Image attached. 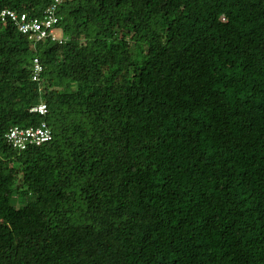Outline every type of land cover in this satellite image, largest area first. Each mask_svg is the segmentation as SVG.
Returning a JSON list of instances; mask_svg holds the SVG:
<instances>
[{
	"label": "trees",
	"instance_id": "trees-1",
	"mask_svg": "<svg viewBox=\"0 0 264 264\" xmlns=\"http://www.w3.org/2000/svg\"><path fill=\"white\" fill-rule=\"evenodd\" d=\"M56 15L61 44L0 21V264H264V0ZM42 122L50 143L10 147Z\"/></svg>",
	"mask_w": 264,
	"mask_h": 264
},
{
	"label": "built area",
	"instance_id": "built-area-1",
	"mask_svg": "<svg viewBox=\"0 0 264 264\" xmlns=\"http://www.w3.org/2000/svg\"><path fill=\"white\" fill-rule=\"evenodd\" d=\"M63 1L64 0H54V3L44 11L42 18L27 19L25 14L18 16L15 11L4 9L0 12V21L3 22L10 19L21 33L31 34L33 37L36 36V39L51 37L52 40H55L56 37L53 33V28L58 21L56 12L59 4L61 5ZM33 69V80L37 81L39 73L42 72V68L37 59L34 60ZM31 111L44 115L47 112V107L41 103ZM6 137L13 148L23 149L26 142L34 143L39 146L48 141L50 139V132L45 124H41V126L37 128L22 129L13 127L9 130Z\"/></svg>",
	"mask_w": 264,
	"mask_h": 264
},
{
	"label": "clouds",
	"instance_id": "clouds-1",
	"mask_svg": "<svg viewBox=\"0 0 264 264\" xmlns=\"http://www.w3.org/2000/svg\"><path fill=\"white\" fill-rule=\"evenodd\" d=\"M66 0H64L61 4H63L64 2H65ZM1 12V11H0ZM56 14H57V12H56ZM57 18H58V16H57ZM56 25V24H55ZM55 29H56V27L54 26V28H53V33H54V35H55V37H56V39L55 40H52V38L51 37H49L52 41H54V42H59L60 44L61 43H63L64 42V38H61V37H58L57 35H56V32H55ZM44 104V103H43ZM45 105V104H44ZM38 106V105H37ZM37 106H35V107H33L32 109H34V108H36ZM46 106V105H45ZM47 107V106H46ZM32 109H30V113H32V114H38L39 116H44V115H40L39 113H36V112H33V111H31ZM47 113V112H46ZM41 124H44L43 122L41 123ZM41 126V125H40ZM39 126V127H40ZM47 127V126H46ZM47 129H48V131L50 132V139L48 140V141H46V142H44V143H42V144H47V143H50L51 141H52V139H53V135H52V132L50 131V129L47 127ZM40 146V145H39ZM10 147H12V146H10ZM13 148V147H12ZM13 149H15V148H13Z\"/></svg>",
	"mask_w": 264,
	"mask_h": 264
},
{
	"label": "rangeland",
	"instance_id": "rangeland-1",
	"mask_svg": "<svg viewBox=\"0 0 264 264\" xmlns=\"http://www.w3.org/2000/svg\"><path fill=\"white\" fill-rule=\"evenodd\" d=\"M55 32H56V35H57L58 37H61L62 30H61L60 28H56V29H55ZM13 204H15V203L13 202Z\"/></svg>",
	"mask_w": 264,
	"mask_h": 264
}]
</instances>
